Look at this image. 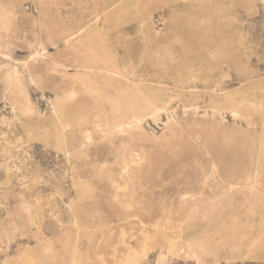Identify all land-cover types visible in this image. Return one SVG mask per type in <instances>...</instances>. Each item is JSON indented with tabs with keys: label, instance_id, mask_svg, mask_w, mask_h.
<instances>
[{
	"label": "rangeland",
	"instance_id": "374dc122",
	"mask_svg": "<svg viewBox=\"0 0 264 264\" xmlns=\"http://www.w3.org/2000/svg\"><path fill=\"white\" fill-rule=\"evenodd\" d=\"M0 264H264V0H0Z\"/></svg>",
	"mask_w": 264,
	"mask_h": 264
},
{
	"label": "bare ground",
	"instance_id": "6f19581e",
	"mask_svg": "<svg viewBox=\"0 0 264 264\" xmlns=\"http://www.w3.org/2000/svg\"><path fill=\"white\" fill-rule=\"evenodd\" d=\"M84 28V27H83ZM69 40V39H68ZM154 107V106H153ZM156 109V108H155ZM165 109V108H164ZM233 110V109H232ZM235 111V110H234ZM153 112H156V111H154V108H153ZM156 114V113H155ZM155 118H156V116H155ZM167 125V124H166Z\"/></svg>",
	"mask_w": 264,
	"mask_h": 264
}]
</instances>
